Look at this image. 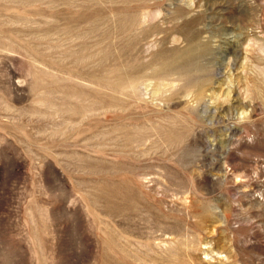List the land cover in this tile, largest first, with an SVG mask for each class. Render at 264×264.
Instances as JSON below:
<instances>
[{
  "label": "rangeland",
  "instance_id": "rangeland-1",
  "mask_svg": "<svg viewBox=\"0 0 264 264\" xmlns=\"http://www.w3.org/2000/svg\"><path fill=\"white\" fill-rule=\"evenodd\" d=\"M0 264H264V0H0Z\"/></svg>",
  "mask_w": 264,
  "mask_h": 264
},
{
  "label": "bare ground",
  "instance_id": "bare-ground-1",
  "mask_svg": "<svg viewBox=\"0 0 264 264\" xmlns=\"http://www.w3.org/2000/svg\"><path fill=\"white\" fill-rule=\"evenodd\" d=\"M124 23V22H123ZM122 25H125V24H122ZM125 28V27H124ZM188 56H189V60H187L186 59V61H187V64L188 63H191V61H192V59L194 58V54H192V52L190 51L189 53H188ZM197 56V55H196ZM195 64V63H194ZM168 67H171L172 65H170V64H168L167 65ZM196 67V66H195ZM158 68V67H157ZM188 68H190V67H188ZM159 69V68H158ZM183 69V68H182ZM159 70H161V69H159ZM188 72V71H187ZM155 73V72H154ZM170 76V75H169ZM181 79V78H180ZM184 79V78H183ZM138 81V80H137ZM114 86V85H113ZM117 87V86H116ZM131 199V198H130ZM132 200V199H131ZM128 202V201H127ZM124 204V203H123ZM130 207H132V206H130ZM135 208V207H134ZM122 209V208H121ZM136 209V208H135ZM104 214V213H103ZM127 214V213H126ZM117 216V215H116ZM131 217V216H130ZM113 218H115L114 216H113ZM117 218V217H116ZM128 218V217H127ZM165 219V218H164ZM169 224H170V222H169ZM157 226V225H156ZM123 227V226H122ZM134 227V226H133ZM107 228V227H106ZM114 228V227H113ZM121 228V227H120ZM119 228V229H120ZM171 229V228H170ZM141 230V229H140ZM157 231V230H156ZM116 232V231H115ZM122 232V231H121ZM181 232V231H180ZM124 233V232H123ZM156 233V232H155ZM167 233V232H166ZM145 234V233H144ZM153 234V233H152ZM163 234V233H162ZM167 234H169V231H168V233ZM138 235V234H137ZM135 236V235H134ZM142 236V235H141ZM147 237V236H146ZM149 237V236H148ZM181 240V239H180ZM111 241V240H110ZM174 242V241H173ZM182 242V241H181ZM159 243V242H158ZM160 244V243H159ZM167 246V245H166ZM182 246V245H181ZM160 247V246H159ZM158 249V248H157ZM139 253H141V252H139ZM169 253V252H168ZM187 253V252H186ZM174 255V254H173ZM132 256V255H131ZM106 262V261H105ZM104 262V263H105Z\"/></svg>",
  "mask_w": 264,
  "mask_h": 264
}]
</instances>
